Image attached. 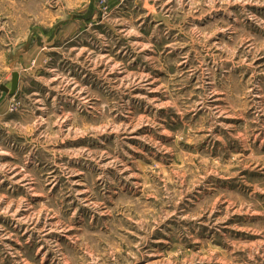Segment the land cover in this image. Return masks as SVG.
I'll return each instance as SVG.
<instances>
[{
	"label": "rangeland",
	"instance_id": "1",
	"mask_svg": "<svg viewBox=\"0 0 264 264\" xmlns=\"http://www.w3.org/2000/svg\"><path fill=\"white\" fill-rule=\"evenodd\" d=\"M14 73L0 264H264V0H0Z\"/></svg>",
	"mask_w": 264,
	"mask_h": 264
},
{
	"label": "water",
	"instance_id": "2",
	"mask_svg": "<svg viewBox=\"0 0 264 264\" xmlns=\"http://www.w3.org/2000/svg\"><path fill=\"white\" fill-rule=\"evenodd\" d=\"M18 83H19V77H18V74L17 73H14L12 75V81H11V88L10 90L4 88V87H1L0 90L5 92V93H8L9 95H13L15 93V91L17 90L18 88Z\"/></svg>",
	"mask_w": 264,
	"mask_h": 264
},
{
	"label": "bare ground",
	"instance_id": "3",
	"mask_svg": "<svg viewBox=\"0 0 264 264\" xmlns=\"http://www.w3.org/2000/svg\"><path fill=\"white\" fill-rule=\"evenodd\" d=\"M18 89V88H17ZM25 180V179H24ZM18 217V216H17Z\"/></svg>",
	"mask_w": 264,
	"mask_h": 264
},
{
	"label": "crops",
	"instance_id": "4",
	"mask_svg": "<svg viewBox=\"0 0 264 264\" xmlns=\"http://www.w3.org/2000/svg\"><path fill=\"white\" fill-rule=\"evenodd\" d=\"M19 88V87H18Z\"/></svg>",
	"mask_w": 264,
	"mask_h": 264
}]
</instances>
